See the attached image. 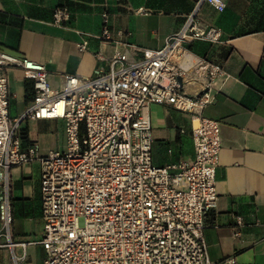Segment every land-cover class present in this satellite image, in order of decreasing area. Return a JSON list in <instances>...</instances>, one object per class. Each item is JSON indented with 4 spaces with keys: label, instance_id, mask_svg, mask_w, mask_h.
I'll return each mask as SVG.
<instances>
[{
    "label": "built area",
    "instance_id": "2783aa9c",
    "mask_svg": "<svg viewBox=\"0 0 264 264\" xmlns=\"http://www.w3.org/2000/svg\"><path fill=\"white\" fill-rule=\"evenodd\" d=\"M203 2L220 11L225 7L223 0H194L181 28L158 49L131 45L122 50L127 33L117 30L113 37L109 13L103 12L94 36L99 44L92 49L93 74H67L61 89L50 87L43 63L0 48V68H20L34 90L32 102L11 125L8 80L0 74V169L7 175L14 167L39 163L43 232L17 244H40L41 264H218L207 255L203 229L206 215L217 206L221 137L218 121L204 110L213 100L212 81L226 71L215 62L202 68L183 62L185 44L221 37L220 27L198 17ZM69 18L67 7L54 9V23ZM89 44L90 37L82 35L76 46L86 51ZM106 45H111L108 56ZM190 72L203 75L197 96L183 90ZM152 104H170L189 115L191 159L153 163ZM24 119H62L64 149L42 153L35 143L22 147L17 127ZM235 221L241 225V216ZM0 222V248L12 247L11 207L1 192ZM222 263L238 264L234 257Z\"/></svg>",
    "mask_w": 264,
    "mask_h": 264
},
{
    "label": "crops",
    "instance_id": "0c3cea01",
    "mask_svg": "<svg viewBox=\"0 0 264 264\" xmlns=\"http://www.w3.org/2000/svg\"><path fill=\"white\" fill-rule=\"evenodd\" d=\"M223 1L221 11L208 2L198 10L203 23L221 28L220 39L185 44L183 59L189 65L196 62V68L205 62L219 63L226 71L212 81L213 100L204 110L219 123L221 148L215 170L217 206L205 217L203 235L209 259L218 264L228 257L238 264H264V0ZM58 6L70 13L63 24L53 21ZM193 6L194 0H0V48L43 63L50 87L61 89L67 74H93L92 49L99 44L94 36L103 12L109 13L113 37L117 30L127 33L122 50L131 45L158 49L181 28ZM140 7L143 12H136ZM82 35L90 37V50H78ZM104 50L108 56L111 45ZM0 74L7 76L13 125L32 102V81L18 67L0 68ZM202 76L187 74L183 90L192 95L201 91ZM150 120L154 164L165 166L193 157L187 113L170 104H152ZM17 131L24 148L35 143L44 153L65 147L62 119H24ZM0 192L8 196L9 236L16 243L0 248V264H15L16 258L20 264H41L45 251L40 244L25 248L17 244L36 240L43 232L39 163L14 167L7 175L0 169ZM236 215L241 216V225L236 224Z\"/></svg>",
    "mask_w": 264,
    "mask_h": 264
},
{
    "label": "water",
    "instance_id": "95a60500",
    "mask_svg": "<svg viewBox=\"0 0 264 264\" xmlns=\"http://www.w3.org/2000/svg\"><path fill=\"white\" fill-rule=\"evenodd\" d=\"M179 80H180V78H179ZM201 92H202V90L199 91L198 93H196L195 96L199 95Z\"/></svg>",
    "mask_w": 264,
    "mask_h": 264
}]
</instances>
